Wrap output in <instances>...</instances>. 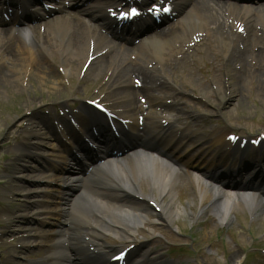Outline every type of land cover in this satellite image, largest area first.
I'll list each match as a JSON object with an SVG mask.
<instances>
[{"label":"bare ground","instance_id":"obj_1","mask_svg":"<svg viewBox=\"0 0 264 264\" xmlns=\"http://www.w3.org/2000/svg\"><path fill=\"white\" fill-rule=\"evenodd\" d=\"M260 8L264 10V5ZM242 10L239 8L234 16L245 22L248 34L244 38L235 34L240 43L238 40L233 42L229 32L220 35L227 40V46L223 48L228 53L227 61L240 64L237 73L230 74L237 84L246 81L255 83L264 78V32L260 34V29L253 28L258 23L256 19L251 20L252 10L241 16ZM57 12L55 18H46L43 34L32 32L30 36L22 38L7 28H0V86H4L1 88L9 87L11 83L22 89V79L36 74L41 85H47L53 91L60 90L63 83L59 80L55 66L50 64V59L58 56L64 65L65 75H68L72 71L69 65L74 61L78 60L82 69L89 56H97L86 75L93 73L94 76L106 80L104 86L110 84L114 87L110 93L123 99L134 115L138 111L143 112L138 104V94L150 97V107L161 106L164 109L168 106L164 98L167 95L174 97L176 91L164 93L168 82L160 77L159 69L171 73L173 77H176L178 70L184 74V87H198L200 81L194 69L196 62L190 58V47H187V42L193 41L196 34L200 36V41L195 45L209 47L218 67L225 64L226 60L217 57L216 48L213 46L218 40H214L213 31H221L223 25L227 29L229 24L233 25L228 22L229 19L235 20L232 14L222 15L224 21L219 19L218 12L205 14L206 18H212L213 21L206 26L196 22L191 24L188 35L183 39L185 34L181 29L190 17V13H187L175 25L154 31L150 37L146 36L151 41L152 50H145L147 53L143 56L139 52L143 46L129 47L124 42L110 39L106 34L109 33L110 26L100 21L95 10L80 8L70 11L62 4L46 10L45 13L52 15ZM211 25L217 30H213ZM251 32L253 34L249 35ZM103 35L105 38L101 41ZM178 35L182 40H177ZM122 40L133 41L126 38ZM132 54L136 55L135 59L131 58ZM104 59L105 62L100 61ZM142 59L154 62L156 70L144 65ZM97 62L100 64L95 69ZM230 63L226 65L230 67ZM234 69L231 68L232 71ZM78 72L80 75L79 70ZM132 73L142 78L143 85L140 88L128 82ZM211 81H221L215 66L206 74V84L209 85ZM175 110V117L167 119L166 126L152 119L146 127L140 129L135 118H132L129 130L125 126L121 127L120 138L107 136L106 139L102 134L97 135L96 138L106 146L115 145L117 142L120 146L114 150L108 147L105 152H100L87 167H80L72 162L75 160L72 151L65 149V144L57 147L54 143H49L48 155L53 159L45 163L42 171L36 168L38 178L30 180L32 183L45 184L42 191L44 198L35 201L38 210L33 215L31 213L33 220L55 226L50 234H44L46 240L42 242L48 245L42 259L46 264H111L107 260V251L104 250L107 249L108 240L112 238L118 242L131 240L138 249L130 252L132 264H148L151 252L147 251L140 256L137 254L146 244L137 235L142 230V225H146L148 215H154L146 198L150 197L157 206H161V211L156 213L158 218L172 224L181 210L186 213V209L179 208L176 202L177 190L180 188L178 181L185 176L190 178L196 188L199 214L215 211L219 220L225 222L232 218L238 208L247 206L251 214L256 215L257 210L264 206L263 200L258 201L255 198L256 193L250 192L246 186L235 188V183H226L221 175L216 174V168L227 161V151L210 156L208 153L204 154V150L201 152L196 149L200 144L203 145L201 141L204 142L205 136L191 130L188 121L194 122V119L187 112L181 111L177 105ZM182 120L183 123L177 128L175 123ZM41 125L46 132L38 129ZM85 125L89 124L86 122ZM32 127L36 130H29L28 133L37 138L43 137L48 141L57 139L53 130L43 121L32 122ZM168 130L173 133L166 137L164 133ZM178 131H181V135ZM71 134L77 141L81 140L79 135L73 132ZM222 138L210 139L209 153L219 144L232 148L233 145ZM174 144L177 148L181 145H186V150L192 148L196 152L194 157L198 153L203 154L204 159L210 157L203 165L191 160L185 161L182 156L175 154ZM43 146L39 142L32 143L31 150L36 159L48 158L42 153L45 151ZM15 189L20 190L21 186L18 184ZM195 201L188 202V207L193 212ZM111 251L109 249V253ZM112 255L114 254L110 257Z\"/></svg>","mask_w":264,"mask_h":264},{"label":"rangeland","instance_id":"obj_2","mask_svg":"<svg viewBox=\"0 0 264 264\" xmlns=\"http://www.w3.org/2000/svg\"><path fill=\"white\" fill-rule=\"evenodd\" d=\"M202 52L206 54L205 57L198 53H194L193 56L198 63L196 66V74L200 77H203L204 71L210 68L209 64L212 62L211 57L207 55L206 47L202 49ZM218 53L222 54L221 50H218ZM77 65L80 67L78 62H74L71 66L76 67ZM224 69L227 71L226 67ZM90 81V78L87 77L85 82L89 84ZM1 87L4 86H0V178H7V168L10 169L12 163L17 162L16 166L17 164H21L19 160L15 161L19 156V151L14 148V145L21 140V133L28 128V122H30V116L26 115L28 110L30 111L35 107L40 108L43 102H47L46 106H50L53 102L52 99L59 97L60 94L55 91H50L44 85H40L39 78L37 77H34L33 81L27 83L25 90L15 84L11 85V83L9 87ZM220 87L224 88L223 91H226L222 96L212 92L215 86L206 90L212 94V101L218 107V110L215 112H207L203 109V105L206 104L205 97L202 98V95L198 93H190L191 100L200 103L199 106L194 105L191 107L194 113L201 117V122L208 117L214 119L206 125L201 123V127H205L207 131H211L218 127V120H222L225 122L224 127L226 128H229L227 124L231 121L238 125H244V127H247L251 131L257 129L259 131H264V81H257L255 83L245 82V85L242 86V91L238 93L234 91V89H231L233 86H230L229 83H222ZM83 88V84H77L76 80L71 81L70 85L68 82H65L62 86L64 95L62 94L63 97H60L58 100L62 101L67 93L72 94L74 91L82 92ZM86 88L92 91L89 87ZM92 93L94 94L95 92L92 91ZM104 98L109 99L110 97L104 96ZM43 108H45V106H43ZM48 111L49 110L44 109L39 116L43 119H47L50 115ZM253 136L255 137L256 134L253 133ZM3 152L9 153L11 157L7 154H3ZM26 156L29 157L27 151L24 149L20 157L24 159ZM27 164H30V162H27ZM184 188L185 193L182 191L179 193L180 206L184 205L187 210H189L186 204L187 201L185 200L194 194V189L189 185H183L182 190ZM37 190L40 191L41 189L37 188ZM177 203L179 204V202ZM27 206L28 205H25V203L22 204V208ZM194 211L197 212V209L195 208ZM247 219L248 215H246V217H241L240 214H237V219L234 220V226L241 232L239 236H234L236 229L233 226H231L232 229L223 231L219 229L214 222L204 225V223L201 224V220H199V223H193L192 217L189 215L186 217L184 216V218L181 217L174 222L173 225L178 226L181 229L180 232H175L171 227H165V223L160 221L162 226L152 222L151 224L153 226L145 227L147 235L141 236L146 240V248L152 244V238L158 240V243L155 244L154 247L160 249L159 252L163 253L165 258H167V253L170 252V254L175 255L177 259L181 260L193 256V261L190 260L187 264H231L233 260L228 261L227 258L231 250L235 249L238 245L239 247L246 248L251 244V241L248 240L247 232L242 229L243 224L247 225L250 223ZM251 226V231L255 233V239H264V218ZM218 233L219 236H216ZM228 233L233 234L235 238L237 237L235 244L231 241H224V238L229 239ZM193 235H195V237ZM31 237L33 238L31 239L32 241L39 239L37 235H31ZM191 249H195L197 254L192 255ZM33 250H35V252H33ZM36 250H38L37 247L25 250L22 249V251H20L22 255L5 259L3 263L28 264L26 263L28 258L32 260L38 259V256H35L38 253ZM182 251H185L184 254L181 253ZM240 251L243 258L245 250L240 248ZM11 255H13V253H11Z\"/></svg>","mask_w":264,"mask_h":264},{"label":"snow or ice","instance_id":"obj_3","mask_svg":"<svg viewBox=\"0 0 264 264\" xmlns=\"http://www.w3.org/2000/svg\"><path fill=\"white\" fill-rule=\"evenodd\" d=\"M155 8H149V11H154ZM167 9H165L166 11ZM115 15V13H113ZM140 13L137 11L136 8H131L129 12H126V13H121V16L123 17H130V16H136V15H139Z\"/></svg>","mask_w":264,"mask_h":264}]
</instances>
